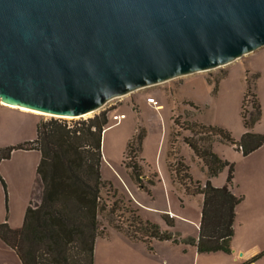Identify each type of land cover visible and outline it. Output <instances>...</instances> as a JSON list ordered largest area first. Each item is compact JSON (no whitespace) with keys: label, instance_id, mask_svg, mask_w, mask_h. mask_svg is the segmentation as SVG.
<instances>
[{"label":"water","instance_id":"95a60500","mask_svg":"<svg viewBox=\"0 0 264 264\" xmlns=\"http://www.w3.org/2000/svg\"><path fill=\"white\" fill-rule=\"evenodd\" d=\"M264 45V0H0V102L91 114Z\"/></svg>","mask_w":264,"mask_h":264},{"label":"rangeland","instance_id":"374dc122","mask_svg":"<svg viewBox=\"0 0 264 264\" xmlns=\"http://www.w3.org/2000/svg\"><path fill=\"white\" fill-rule=\"evenodd\" d=\"M248 82L259 98L262 111L261 120L251 130L264 132V45L220 67L136 88L111 99L89 116L38 115L7 107L0 102V148L15 146L11 156L0 162V223L8 222L14 228L23 225V216L37 181V165L41 154L37 149H21L18 145L33 140L37 123L51 117L70 122L88 120L102 110H111L107 118V133L102 137L101 172L105 183L101 204L104 208L98 216L101 226L108 230L99 234L100 251L107 245L109 233L117 229L129 234L132 216L138 213L160 227L161 223L166 231L177 233L183 239L196 237L200 231L203 199L199 195H186L174 170L181 161L189 166L187 172L195 181L204 183L210 179L213 183L215 179H223L228 167L218 175L210 176L204 162L193 154L194 151L183 137L193 136L206 147L211 142L213 150L229 161L238 150L232 143L218 140L217 135L194 134L185 127L195 122L217 125L228 130L238 140L246 129L243 123L244 110L247 113L253 110L249 101L243 107ZM148 96L155 97L157 103H150ZM115 113H124L125 116L114 119ZM213 138L215 140L211 141ZM130 140L135 143L131 152L128 146ZM173 141L174 145L171 144ZM132 161L141 166L142 177L151 192L138 187L129 164ZM170 171L179 183L178 187ZM164 214L175 216L173 225L166 222ZM0 239V257H18L16 251ZM232 241L239 250L238 256L235 253L230 255L229 252V255L224 253L215 256H221L224 260L234 259V264H245L247 260L240 252L255 246L259 251L253 257L260 254L257 260H262L264 264V216L247 203L239 207ZM178 243L188 244L182 241ZM204 259L205 263L213 261L210 264H228L222 259L214 260L212 256H205Z\"/></svg>","mask_w":264,"mask_h":264},{"label":"trees","instance_id":"16d2710c","mask_svg":"<svg viewBox=\"0 0 264 264\" xmlns=\"http://www.w3.org/2000/svg\"><path fill=\"white\" fill-rule=\"evenodd\" d=\"M251 88L248 82L243 107L249 101L253 110L248 113L244 110L246 131L238 140L217 125L195 122L185 129L194 134L217 135L218 140L232 143L243 155L253 153L264 144V132L251 130L262 118L261 103ZM110 113L111 110H102L88 120L75 122L54 117L41 120L37 123L35 138L18 145L21 149H37L41 154L36 181L40 194L31 197L23 225L14 228L8 222L0 223V237L16 251L21 264H95L97 237L108 230L101 226L98 215L104 208L101 204L105 183L101 172L102 133ZM183 139L207 166L210 176L218 175L228 167L226 183L218 187L210 179L204 183L195 181L187 172L189 166L181 161L174 170L186 194H201L204 197L198 236L183 239L177 233L163 230L158 224L144 219L139 213L132 216L129 236L133 239L182 241L197 246L198 252H230L231 239L235 235L236 208L243 200L242 195L234 194L231 189L234 186L235 164L219 156L211 142L206 147L193 136ZM174 142L171 144L174 145ZM134 145V141L130 140L129 152L134 150ZM14 148H0V162L8 159ZM129 164L138 187L151 192L142 177L141 166L134 161ZM115 205L116 201L113 208ZM163 218L173 225L174 220L169 215L164 214ZM259 256L255 255L247 264L256 261Z\"/></svg>","mask_w":264,"mask_h":264},{"label":"crops","instance_id":"0c3cea01","mask_svg":"<svg viewBox=\"0 0 264 264\" xmlns=\"http://www.w3.org/2000/svg\"><path fill=\"white\" fill-rule=\"evenodd\" d=\"M245 131L246 129L243 130V133ZM256 132H261V130H256ZM192 151L194 150L192 149ZM193 154L196 155L194 152ZM232 160L231 161L235 164L236 169L234 173L235 175L234 186H232L231 189L234 194L238 196L241 195L243 196L242 202H240L236 208V212H237L236 219L238 217L239 207L241 204L244 203H247L250 208L257 210L258 213H261L262 216H264V144L261 147H259L257 150H255L253 153L247 155H243L242 151L238 150L236 156ZM224 172H225V176L223 177V179L221 178L220 181H217L215 179L213 181V184H215L217 187L223 186L226 183L228 170ZM170 174L173 178V182L175 183V186L178 187L179 183L175 181V177L173 176V173H171V171ZM146 177L148 178L149 175L148 176L146 175ZM180 187L185 193L183 186ZM1 193L2 190L0 192V195ZM39 194H40V188L35 181L32 197L34 195H36L37 197ZM197 195L201 196L204 201L203 195L201 194H197ZM189 196H193V195H189ZM169 216L174 220L175 216L173 215H169ZM141 217L144 218V216ZM236 219L234 221L235 233H236ZM23 220H24V216H23ZM160 225L163 228V225L161 223ZM163 230H165V228H163ZM232 239H231L232 251H230L229 254L232 255L233 253H235L238 256L239 250L233 243ZM99 243H100V237L98 236L96 242V248H95V264H192V263L210 264L211 262H213V261H208L205 263L206 260L204 259L205 256H212L214 260L222 259L223 262L227 261L228 264H234V259L227 258L226 260H224L225 258H221V256H215L220 254L224 255V253L227 254V252H223V251H218V252L211 251L210 253L198 252V248L195 245L175 243L172 242L171 240L158 239V238L133 239L129 236L127 232L117 229L112 234L109 233V235L107 236V245L104 248H102V251H100ZM258 251L259 248L252 246L248 249L247 248L243 249V251L240 252V255L247 260L245 263L247 264V262L251 258H253V255ZM205 254H210V255H205ZM18 257L15 258L0 257V264H21L22 261L20 258L18 259ZM261 261L262 260L260 261L256 260L250 264H259V263L263 264V262Z\"/></svg>","mask_w":264,"mask_h":264},{"label":"bare ground","instance_id":"6f19581e","mask_svg":"<svg viewBox=\"0 0 264 264\" xmlns=\"http://www.w3.org/2000/svg\"><path fill=\"white\" fill-rule=\"evenodd\" d=\"M3 104H5V102H2ZM5 106H8V107H12V108H19L21 109L22 111H25V112H32L33 113H36L38 115H52V114H48V113H44V112H40L38 110H33V109H29V108H26V107H22V106H17V105H10V104H5ZM85 116H89V114H85ZM55 117H59V116H55ZM107 128L104 130V133H102V137H103V134H106L107 133Z\"/></svg>","mask_w":264,"mask_h":264},{"label":"built area","instance_id":"2783aa9c","mask_svg":"<svg viewBox=\"0 0 264 264\" xmlns=\"http://www.w3.org/2000/svg\"><path fill=\"white\" fill-rule=\"evenodd\" d=\"M147 100H148L150 103H153V104H156V103H157V100H156L155 97H153V96H148V97H147ZM124 116H125L124 113H122V114H120V113H115L113 118H114V119H121V118H124Z\"/></svg>","mask_w":264,"mask_h":264}]
</instances>
